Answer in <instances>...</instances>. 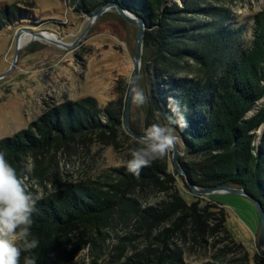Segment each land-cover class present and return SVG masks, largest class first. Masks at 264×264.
I'll list each match as a JSON object with an SVG mask.
<instances>
[{
  "label": "trees",
  "instance_id": "obj_1",
  "mask_svg": "<svg viewBox=\"0 0 264 264\" xmlns=\"http://www.w3.org/2000/svg\"><path fill=\"white\" fill-rule=\"evenodd\" d=\"M108 1L78 0V5L94 11ZM116 1L143 18L146 26L140 71L146 66L151 70L146 110L152 121L144 124L142 132L152 124L171 128L182 141L183 154L178 159L192 184L243 188L264 211V130L255 145L256 130L264 122V106L256 107L264 95V9L253 16L250 44L240 46L238 28L228 23L225 14L201 2L185 0L179 6L172 0ZM177 104L187 120L186 128L174 122ZM117 121L109 107H97L93 98L61 103L27 128L1 138L0 152L24 177L27 155L39 162L37 155L84 138L105 143ZM137 141L133 148L138 147ZM111 171L95 178L55 182L38 199L27 189L36 200L29 240H38L39 246L22 251L20 264L28 256L36 264H58L57 257L71 258L86 243L81 236L89 238L97 256L100 241L108 236L106 229L128 224L129 235L144 245L134 249L124 264H184L177 242L203 247L219 233L232 241L225 210L221 208L218 221L210 224L207 207L197 201L188 203L179 193L166 157L142 168L139 175L128 172L125 164ZM175 173H179L176 168ZM156 191L164 195L151 203ZM130 240L128 244L135 248ZM214 243L212 239L211 246ZM232 243L240 250L235 259L200 264H251L242 245ZM251 261L264 264V254L253 255Z\"/></svg>",
  "mask_w": 264,
  "mask_h": 264
},
{
  "label": "rangeland",
  "instance_id": "obj_2",
  "mask_svg": "<svg viewBox=\"0 0 264 264\" xmlns=\"http://www.w3.org/2000/svg\"><path fill=\"white\" fill-rule=\"evenodd\" d=\"M172 1L180 6L185 0ZM191 1L201 2V6H210L214 12L225 14L228 23L238 28L240 46L250 44L253 16L264 9V0ZM75 2L0 0V139L27 128L42 113L61 103L85 98H93L101 109L109 107L118 120L114 134L105 143L95 137L84 138L56 152L50 149L44 155H37L39 162L32 155H27L24 158L27 169L24 177L27 189H32L37 197L51 190L55 182L95 178L101 173L112 172V168L126 163L133 142L138 140L124 126L129 81L134 71L137 27L124 21L114 7L90 22ZM21 34L30 38L16 49L15 37ZM142 54L143 48L140 69ZM150 77L151 70L147 66L146 70H139L136 85L146 97L150 94ZM262 105L264 95L256 107ZM146 107L147 102L138 106L131 96L127 117L130 129L142 132L144 124L152 121ZM100 117L104 121L105 117ZM261 133L260 129L256 130L258 137L255 145ZM176 143L179 158L182 155L181 144L179 140ZM166 161L175 176L179 193L188 203L197 201L205 205L209 210L206 216L210 224L218 221L221 208L225 210V225L232 241L242 245L252 264L253 255H261L263 251L259 247L258 214L249 197L241 193L204 194L193 191L186 187V177L175 173L172 151ZM163 195L156 191L155 197L150 198L151 203ZM130 230V224L120 225L114 230L106 229L108 236L100 241L97 256L89 238L81 236L86 243L80 244L81 247L71 258L67 255L57 257L58 264H124L134 249L144 245L138 237L129 235ZM212 239H215V247L211 246ZM129 240L135 248L128 244ZM232 241L219 233L207 239L203 247L193 246L187 241L177 244L183 250L184 264H200L212 259H235L240 250ZM224 245H229L230 250L219 251Z\"/></svg>",
  "mask_w": 264,
  "mask_h": 264
},
{
  "label": "clouds",
  "instance_id": "obj_3",
  "mask_svg": "<svg viewBox=\"0 0 264 264\" xmlns=\"http://www.w3.org/2000/svg\"><path fill=\"white\" fill-rule=\"evenodd\" d=\"M129 91L138 106L147 101L144 91L133 80L129 81ZM173 110L177 112L174 122L186 128L187 120L179 113L178 104ZM177 140L171 128L150 125L138 138V147L130 149V158L125 163L127 171L139 175L142 168L167 157L174 150ZM35 203L27 190L26 177L19 176L5 154L0 152V264H20L22 251L31 252L39 246L38 240H29ZM24 264H36V259L25 257Z\"/></svg>",
  "mask_w": 264,
  "mask_h": 264
},
{
  "label": "water",
  "instance_id": "obj_4",
  "mask_svg": "<svg viewBox=\"0 0 264 264\" xmlns=\"http://www.w3.org/2000/svg\"><path fill=\"white\" fill-rule=\"evenodd\" d=\"M75 1H76L75 4H78V0H75ZM110 7H114L115 10L117 11L118 15H120L124 21H126L127 23L137 27L136 45H135V51H134V55H133L134 71H133V76H132V80L136 84L137 79H138L139 70H140L141 51L143 48V39H144L145 30H146V26L144 24L143 18L136 15L135 13H132L131 11H129L127 9L122 8L120 5H118L117 1H110V2H107L105 4H102V5L98 6L94 11H85L82 9V7L79 6V8L83 11V13H85V15L90 18V22H92L98 15H100L102 12L106 11ZM33 34L40 36V37H44L40 33H33ZM17 40H18V37L16 35V37H15L16 49L19 48ZM130 100H131V94L129 91L128 100H127L126 108L124 111V126L129 131L130 134H132L136 138H140L144 134V132H135L134 130L130 129V127L127 123ZM259 129L261 131L264 130V122L260 125ZM178 140L181 144L180 151L183 154L182 141L179 137H178ZM178 153H179V150H178V145L176 143L174 150H172V163H173L174 167L176 168V170L181 175H184L186 177L184 170L182 169L180 163L177 160L178 159L177 158ZM186 181H187V185L190 189H192L193 191L200 192V193L212 194L215 192H231V193H241V194H244L247 197H249V199L253 202L255 209L257 211V214H258V219H259V247L263 251V254H264V211L262 209L261 204L259 203V201L256 198L249 195L243 188L234 187V186H231L229 184H220V185H215V186L207 187V188H198L194 184H192V182L190 180L187 179Z\"/></svg>",
  "mask_w": 264,
  "mask_h": 264
},
{
  "label": "bare ground",
  "instance_id": "obj_5",
  "mask_svg": "<svg viewBox=\"0 0 264 264\" xmlns=\"http://www.w3.org/2000/svg\"><path fill=\"white\" fill-rule=\"evenodd\" d=\"M48 35V34H47ZM49 37V36H48ZM29 36H27L26 34H21L18 37L17 43L19 46L23 45L27 40H29Z\"/></svg>",
  "mask_w": 264,
  "mask_h": 264
}]
</instances>
